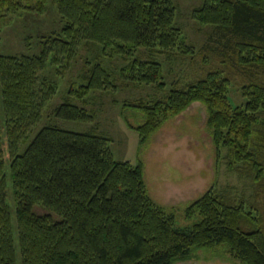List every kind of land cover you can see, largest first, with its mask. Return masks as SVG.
<instances>
[{
	"label": "trees",
	"instance_id": "obj_1",
	"mask_svg": "<svg viewBox=\"0 0 264 264\" xmlns=\"http://www.w3.org/2000/svg\"><path fill=\"white\" fill-rule=\"evenodd\" d=\"M49 4L59 16L54 29L38 36L40 50L0 53V264H172L221 244L244 264H264V0H202L194 17L212 25L203 50H212L217 63L208 60L198 76L169 87L155 52L167 53V60L193 54L173 0H0V18L42 14ZM79 54L84 63L54 108L58 117L93 118L76 103L86 102L91 89L153 84L159 92L152 99L124 102L141 112L135 129L144 142L199 101L216 155L255 185L249 209L228 189L210 187L186 204L188 222L181 224L150 196L142 163L116 159L109 137L53 123L28 137L57 92L48 66L68 69ZM117 56L115 68L105 65ZM233 69L248 82L236 106L224 74Z\"/></svg>",
	"mask_w": 264,
	"mask_h": 264
},
{
	"label": "rangeland",
	"instance_id": "obj_2",
	"mask_svg": "<svg viewBox=\"0 0 264 264\" xmlns=\"http://www.w3.org/2000/svg\"><path fill=\"white\" fill-rule=\"evenodd\" d=\"M175 4V22L179 26L183 38L192 55L171 56L155 52V57L162 61L163 77L167 82L185 83L201 73L202 65L217 63L218 56L212 50H203L208 37L213 31L212 25L202 24L194 17V9L202 0H173ZM58 10L54 4H49L42 14L26 13L13 18H0V53L2 54H34L40 50L39 35L55 28L58 21ZM148 54L146 48L141 50ZM80 54L89 56L84 49ZM75 61L58 68L50 64L47 73L51 81L57 83V92L44 110L42 118L32 125L28 137L45 124H56L60 127L87 132L93 131L109 137L113 155L118 160H128L132 165L142 163L143 176L150 196L158 203L172 209L181 224L187 221L184 207L199 197L210 187L219 190L228 189L236 200H243L248 208V202L253 199L255 185L251 179L236 172H229L223 158L217 156L215 145L211 140L207 127V112L204 104L192 102L185 110L164 120L160 127L152 132L146 141L142 142L135 127L142 122L141 112L135 107L125 105L127 100L138 98L152 99L158 94L153 84L119 86L114 89H91L86 95V102L76 101L83 106L93 118L67 119L58 117L54 108L62 102L66 88L75 78L84 63L81 55ZM172 55V54H170ZM106 58L105 65L115 68L120 58ZM60 67V66H59ZM224 72L230 77L228 98L232 106L244 101L243 89L247 86L246 76L239 70ZM236 74V75H235ZM3 158L8 166L10 153L5 136H3ZM26 144H22L21 148ZM226 152L222 149L221 155ZM8 176V168L6 170ZM8 182V200L12 204V192ZM9 188V189H8ZM44 213V208L36 207ZM14 220V215H13ZM16 238V231H15ZM17 251L18 245L16 243ZM19 260V259H18ZM172 264H244L236 259L228 247L218 245L214 248H199L184 259L175 260Z\"/></svg>",
	"mask_w": 264,
	"mask_h": 264
}]
</instances>
